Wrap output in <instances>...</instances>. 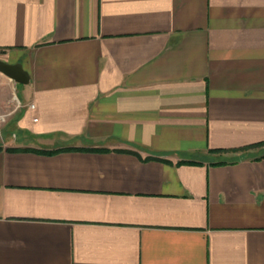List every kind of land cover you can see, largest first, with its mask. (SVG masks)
<instances>
[{
    "label": "crops",
    "instance_id": "crops-1",
    "mask_svg": "<svg viewBox=\"0 0 264 264\" xmlns=\"http://www.w3.org/2000/svg\"><path fill=\"white\" fill-rule=\"evenodd\" d=\"M0 60V264H264V0H0Z\"/></svg>",
    "mask_w": 264,
    "mask_h": 264
},
{
    "label": "water",
    "instance_id": "water-1",
    "mask_svg": "<svg viewBox=\"0 0 264 264\" xmlns=\"http://www.w3.org/2000/svg\"><path fill=\"white\" fill-rule=\"evenodd\" d=\"M0 72L19 84H29L31 80L21 63H9L0 60Z\"/></svg>",
    "mask_w": 264,
    "mask_h": 264
},
{
    "label": "rangeland",
    "instance_id": "rangeland-1",
    "mask_svg": "<svg viewBox=\"0 0 264 264\" xmlns=\"http://www.w3.org/2000/svg\"><path fill=\"white\" fill-rule=\"evenodd\" d=\"M17 104H18V99H17V97H16L15 95H12L11 105L15 106V105H17ZM2 122H3V121L0 120V126H1Z\"/></svg>",
    "mask_w": 264,
    "mask_h": 264
},
{
    "label": "built area",
    "instance_id": "built-area-1",
    "mask_svg": "<svg viewBox=\"0 0 264 264\" xmlns=\"http://www.w3.org/2000/svg\"><path fill=\"white\" fill-rule=\"evenodd\" d=\"M30 108H35L34 104L30 105ZM7 115H0V120L4 121L6 119Z\"/></svg>",
    "mask_w": 264,
    "mask_h": 264
}]
</instances>
